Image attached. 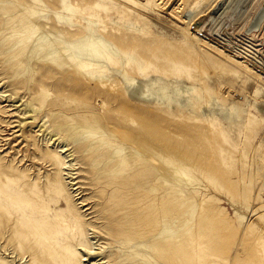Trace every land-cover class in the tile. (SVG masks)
I'll list each match as a JSON object with an SVG mask.
<instances>
[{
	"label": "rangeland",
	"instance_id": "obj_1",
	"mask_svg": "<svg viewBox=\"0 0 264 264\" xmlns=\"http://www.w3.org/2000/svg\"><path fill=\"white\" fill-rule=\"evenodd\" d=\"M263 8L0 0V264H264Z\"/></svg>",
	"mask_w": 264,
	"mask_h": 264
},
{
	"label": "bare ground",
	"instance_id": "obj_2",
	"mask_svg": "<svg viewBox=\"0 0 264 264\" xmlns=\"http://www.w3.org/2000/svg\"><path fill=\"white\" fill-rule=\"evenodd\" d=\"M260 5V4H259ZM262 5V4H261ZM261 5H260V7H261ZM257 7H259V6H257ZM257 10V9H256ZM256 12V11H255ZM254 15H255V13H254ZM207 17H208V15H207ZM207 17H205V15H203V16H201L200 18H199V20L201 19V22H202V26H201V28H200V26H199V30H204V29H206L207 27H208V19L209 18H211L210 16H209V18H207ZM252 18V17H251ZM210 20V19H209ZM190 23H192V22H195L196 21V18L195 17H193L192 15H191V18H190ZM200 22V23H201ZM250 22V21H249ZM210 23V22H209ZM249 35V34H248ZM72 58H73V61H75V62H77V64H78V66L80 67V68H85L86 66H87V63L83 60V59H80L79 60V58H80V56H77V55H72ZM114 93H116V92H114ZM115 164H118V161H115ZM143 166H144V164H143ZM121 170L123 171V173H125V172H127V173H129V174H135V173H140V174H142V173H145V170L144 169H139V168H137V167H135V164L134 163H128V164H126V165H122L121 166ZM128 174V175H129ZM127 175V174H126ZM110 195H108V197H109ZM113 203H116V201H114ZM112 203V204H113ZM155 218H161L162 220H164V219H168V218H170V217H141V221H143L144 223H148V224H153V226H156L157 224H158V222H159V220L158 219H155ZM146 219H153L152 221H153V223H151V222H149V221H145ZM164 235L165 236H169L170 234L168 233V232H164ZM172 235L176 238V239H180V237H181V233H180V229L179 228H177V229H175L174 230V233H172ZM163 247V246H162Z\"/></svg>",
	"mask_w": 264,
	"mask_h": 264
},
{
	"label": "water",
	"instance_id": "obj_3",
	"mask_svg": "<svg viewBox=\"0 0 264 264\" xmlns=\"http://www.w3.org/2000/svg\"><path fill=\"white\" fill-rule=\"evenodd\" d=\"M264 23V8L261 10V12L256 17L255 21L253 22L252 26L250 27L249 31H252L254 29H258L261 27V25Z\"/></svg>",
	"mask_w": 264,
	"mask_h": 264
}]
</instances>
